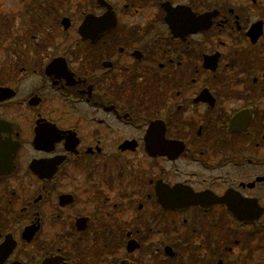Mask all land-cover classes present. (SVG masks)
<instances>
[{"label":"flooded vegetation","instance_id":"1","mask_svg":"<svg viewBox=\"0 0 264 264\" xmlns=\"http://www.w3.org/2000/svg\"><path fill=\"white\" fill-rule=\"evenodd\" d=\"M0 9L4 264H264V0Z\"/></svg>","mask_w":264,"mask_h":264},{"label":"water","instance_id":"2","mask_svg":"<svg viewBox=\"0 0 264 264\" xmlns=\"http://www.w3.org/2000/svg\"><path fill=\"white\" fill-rule=\"evenodd\" d=\"M205 197L201 196V197H183V198H174L173 196H169L167 194L164 195L163 201H161L164 206L166 208H171V209H176L180 206H186V205H190V204H206V200L203 199ZM237 214V213H236ZM238 215V214H237ZM35 230H37V227H33L30 226L28 227L25 232L24 235L27 238H31L35 232ZM14 244L11 246H8V244L6 245H1L0 246V264H4V260L6 258H8L9 254L12 252L13 248H14ZM166 254L168 256H174L175 253L173 252V249L171 247H166ZM63 259L62 256H53V257H49L47 259H45L42 264H60V260ZM12 264H22L21 262H13Z\"/></svg>","mask_w":264,"mask_h":264},{"label":"rangeland","instance_id":"3","mask_svg":"<svg viewBox=\"0 0 264 264\" xmlns=\"http://www.w3.org/2000/svg\"><path fill=\"white\" fill-rule=\"evenodd\" d=\"M6 1H8V0H6ZM1 11H5V10L0 9V12ZM11 11L13 12V11H17V10L15 9V10H11ZM0 16H1V13H0ZM18 19H20L19 15L15 14V20L11 24V27H10V35L29 33L30 26H28L27 28L22 27L21 25H19ZM0 34H2V33L0 32ZM9 36H3V39L1 40L2 45L0 46V55L3 52L2 49H6L7 46H10L13 43V41L11 40V39H13V37H11V39H10ZM172 236H174V235H172ZM144 258H145V261L147 264H154L153 259L156 257L152 254L151 250H148V251H146V256Z\"/></svg>","mask_w":264,"mask_h":264}]
</instances>
